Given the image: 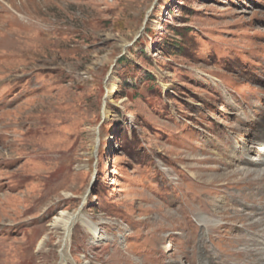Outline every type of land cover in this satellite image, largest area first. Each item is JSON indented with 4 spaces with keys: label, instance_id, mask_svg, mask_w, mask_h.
<instances>
[{
    "label": "rangeland",
    "instance_id": "374dc122",
    "mask_svg": "<svg viewBox=\"0 0 264 264\" xmlns=\"http://www.w3.org/2000/svg\"><path fill=\"white\" fill-rule=\"evenodd\" d=\"M79 207L67 264H264V0H0V264Z\"/></svg>",
    "mask_w": 264,
    "mask_h": 264
},
{
    "label": "bare ground",
    "instance_id": "6f19581e",
    "mask_svg": "<svg viewBox=\"0 0 264 264\" xmlns=\"http://www.w3.org/2000/svg\"><path fill=\"white\" fill-rule=\"evenodd\" d=\"M208 78L211 79L210 76H208ZM113 90H114V87L112 88L110 95L112 94ZM81 208L82 207H79L74 212L61 211L57 216H55L53 218L52 222L49 224V226L51 228H59L61 230V236H60L59 241H58L59 242L58 254H59V258H60L59 264H67L69 262L68 257H67L68 256V254H67L68 244L70 241L72 228L75 226V224L79 223L81 226L87 228L90 231L92 237H99V235H100L98 230H97L96 223L91 222L89 219H87L81 213ZM47 240H48V235L44 234L39 239V241L37 242L36 248L38 250H41L44 247ZM263 240L264 239H259L257 237V238H252L251 241L260 250L261 247H259L258 245H263L264 244ZM261 252H262V250H260V252H256V253L258 254Z\"/></svg>",
    "mask_w": 264,
    "mask_h": 264
},
{
    "label": "trees",
    "instance_id": "16d2710c",
    "mask_svg": "<svg viewBox=\"0 0 264 264\" xmlns=\"http://www.w3.org/2000/svg\"><path fill=\"white\" fill-rule=\"evenodd\" d=\"M151 81V79H149Z\"/></svg>",
    "mask_w": 264,
    "mask_h": 264
}]
</instances>
